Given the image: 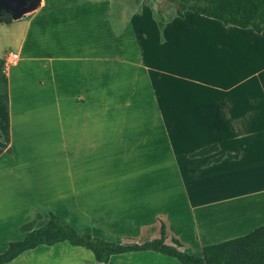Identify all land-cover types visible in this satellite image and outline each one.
<instances>
[{"label": "rangeland", "instance_id": "1", "mask_svg": "<svg viewBox=\"0 0 264 264\" xmlns=\"http://www.w3.org/2000/svg\"><path fill=\"white\" fill-rule=\"evenodd\" d=\"M222 27L191 13L178 18L169 0H41L18 18L1 17L0 118L6 104L13 122L24 125L14 137L22 143V177L71 179L66 202L42 185L36 206L105 211L92 231L118 243L158 236L150 226L131 231L126 211H186L190 187L177 173L193 170L186 157L196 145L182 134L190 120L178 118L180 103L264 97V84L238 83L264 66V53L251 65L236 53H214L227 48L218 38ZM66 143L70 159L61 157ZM110 211L124 213V222L112 221ZM129 255L180 264L152 252Z\"/></svg>", "mask_w": 264, "mask_h": 264}, {"label": "crops", "instance_id": "2", "mask_svg": "<svg viewBox=\"0 0 264 264\" xmlns=\"http://www.w3.org/2000/svg\"><path fill=\"white\" fill-rule=\"evenodd\" d=\"M218 34V38L228 41V44L227 48L214 49V53L222 50L236 53L242 55L244 60L246 58V64L250 65L259 61L258 57L264 53V25L260 34L252 28L234 26H224ZM263 69L264 66H259L257 70L250 71L238 83L254 81L255 86L261 87L264 82L258 77ZM180 104L184 110L177 117L190 120L189 124L182 125V134L190 137L187 142L192 141L196 145L191 147V152L214 144L218 151L194 159L186 157L187 164L192 165L193 170L186 169L185 172L180 169V175L177 173L180 182L190 187V202L187 203L186 211L181 207L167 211H126L125 220L129 229L135 232L150 226L151 230L158 231L155 238L159 237L161 221L165 224L166 239H177L188 254L201 257L205 247L244 236L264 225V97L223 96L203 101L192 99L191 105ZM5 106L8 115L0 118V123L7 127L5 131H0L1 141L6 146L0 148V254L10 242L24 238L20 230L22 225L35 221V228H39L46 223L50 212L72 223L70 225L80 233L108 240L92 231L93 225L100 223L106 215L105 211H66L63 214L57 211L54 204L42 208L36 206L42 185L53 190V199L65 201V197H70L71 179L66 181L54 177L41 182L37 176L34 178V173L22 177L23 164L17 160L20 159L17 148L22 143L15 144L14 137L24 131V125L19 127L15 124L9 107ZM64 146L61 157L70 159L71 148L67 143ZM226 153L238 154V158L212 162ZM64 184L68 185L67 189H62L61 185ZM28 202L34 207L27 209ZM122 214L121 211H110L111 220L124 222ZM117 256H112L107 264H154L149 255ZM8 264L101 263L95 261L89 250L63 243L52 247L39 246L24 252Z\"/></svg>", "mask_w": 264, "mask_h": 264}, {"label": "trees", "instance_id": "3", "mask_svg": "<svg viewBox=\"0 0 264 264\" xmlns=\"http://www.w3.org/2000/svg\"><path fill=\"white\" fill-rule=\"evenodd\" d=\"M176 5V15L183 19L185 13H191L220 22L224 26L252 28L257 34L264 25V0H169ZM6 146L1 141L0 148ZM218 151L217 145H209L189 155L199 158ZM223 158L235 160L238 154H222L212 160L220 162ZM38 218V217H37ZM24 238L10 242L0 254V264H8L26 251L39 246L52 247L68 244L89 250L96 262L107 264L112 256L140 252H154L177 260L180 264H264V225L252 232L211 244L203 249L201 257L181 250L182 244L175 238L166 243L165 224L160 221L159 237L143 242L116 243L78 232L68 222L52 212L46 223L35 228V221L20 227Z\"/></svg>", "mask_w": 264, "mask_h": 264}, {"label": "water", "instance_id": "4", "mask_svg": "<svg viewBox=\"0 0 264 264\" xmlns=\"http://www.w3.org/2000/svg\"><path fill=\"white\" fill-rule=\"evenodd\" d=\"M40 2L41 0H0V18L5 15L18 18L36 9Z\"/></svg>", "mask_w": 264, "mask_h": 264}, {"label": "built area", "instance_id": "5", "mask_svg": "<svg viewBox=\"0 0 264 264\" xmlns=\"http://www.w3.org/2000/svg\"><path fill=\"white\" fill-rule=\"evenodd\" d=\"M17 55L16 54H14V53H11V54H9V61H10V63H14L15 61H16V59H17Z\"/></svg>", "mask_w": 264, "mask_h": 264}]
</instances>
